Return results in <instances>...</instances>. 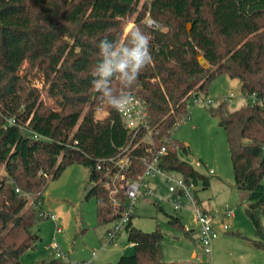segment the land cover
<instances>
[{"label":"trees","instance_id":"obj_1","mask_svg":"<svg viewBox=\"0 0 264 264\" xmlns=\"http://www.w3.org/2000/svg\"><path fill=\"white\" fill-rule=\"evenodd\" d=\"M129 17L134 26L125 34ZM137 28L150 36L152 63L128 92L146 101L158 141L186 115L195 97L207 94L220 73L239 79L247 98L256 97L236 110L220 101L210 112L225 127L235 186L257 234L263 235L264 0H0V264H23V254L39 238L33 226L42 217L29 194L39 195L47 179L57 177L67 163L90 166L95 183L87 195L101 199L99 223L111 224L123 211L122 190L114 204L97 163L130 147L133 167L127 175L137 176L146 144L92 81L103 80L114 95L120 92L116 65L134 46L130 33ZM104 38L116 41L107 54L97 47ZM200 55L209 67L200 63ZM105 61H111L113 71L102 78ZM36 72L42 75V88L31 82ZM44 91L53 103L44 99ZM180 150L188 148L172 136L163 166L198 183L202 175L180 157ZM208 185L204 177L203 186ZM170 217L173 224L180 221ZM125 230L134 252L114 264H185L164 260L160 229L143 231L131 218ZM36 264L65 263L55 258Z\"/></svg>","mask_w":264,"mask_h":264},{"label":"rangeland","instance_id":"obj_2","mask_svg":"<svg viewBox=\"0 0 264 264\" xmlns=\"http://www.w3.org/2000/svg\"><path fill=\"white\" fill-rule=\"evenodd\" d=\"M133 26L134 17H129L125 34ZM27 66L26 62L22 72L26 71ZM30 79L36 86L43 87L40 73L31 74ZM43 97L49 103L54 101L46 91ZM223 97H227L230 110L254 101L253 95L248 98L244 95L239 79L220 73L210 81L207 94L197 97V102L194 100L189 106L186 113L189 118L178 122L173 129L174 138L188 148L187 152L179 151L180 157L203 176L199 177L196 190L202 207L211 214L222 212L226 205L233 208L232 215H218L213 219L218 235L213 240L211 255H205L202 260L197 258L196 254L201 252L199 224L194 220L190 207L175 211L168 203L157 205L151 199L135 202L133 225L147 232L157 228L161 230L162 253L166 261L185 264H264V213L260 214L263 232L260 236L246 212L243 193L235 186L225 127L210 112V108L217 106ZM210 100L213 103H208ZM97 111L96 115L100 116ZM210 169L214 173L211 174ZM90 174V166L70 162L57 177L47 179L39 195L29 194L32 206L39 196L42 207L46 212L54 213L56 219L42 216L34 224L33 231L39 238L23 254V264H36L55 258H60L65 264H78L92 258L96 264H112L122 255L134 252L126 230H121L113 240L104 243L105 231L111 224L97 220V198L87 195L95 183ZM204 177L209 180L208 187L203 186ZM153 184L159 195L168 196L167 185L161 177L153 178ZM171 215L179 217L180 221L171 223ZM57 226L61 227L60 232H56ZM54 242L58 249L51 247ZM93 250L96 255L92 254ZM57 252H61L62 256H58Z\"/></svg>","mask_w":264,"mask_h":264},{"label":"built area","instance_id":"obj_3","mask_svg":"<svg viewBox=\"0 0 264 264\" xmlns=\"http://www.w3.org/2000/svg\"><path fill=\"white\" fill-rule=\"evenodd\" d=\"M148 23L153 26L157 25L151 18L148 20ZM130 96V103L118 112L123 119L124 125L132 130L134 135H140L141 141L146 144V152L140 158L143 171L134 177L127 175V171L133 167L129 151L130 147L124 148V150L115 156L101 158L98 161L97 169L104 171L105 174L101 183L104 187L110 189L112 202L114 204L118 203L116 193L122 190L125 203L120 216L107 229L104 243L113 240L121 230H125V227L134 214V205L137 200L151 199L157 205L168 203L175 211L187 206L191 208L194 214V220L199 224L198 243L201 246V252L196 255L199 260H202L205 255H211L213 240L218 235L213 225V219L218 215H232L233 209L226 206L222 212L211 214L198 202L196 194L197 183L194 179L186 178L180 171L167 169L163 166V159L168 154L169 144L172 142L174 128L168 135L163 136L158 141L156 137L158 130H155L151 125L146 101L136 93H132ZM196 98L192 102L194 100L197 102ZM226 100L227 97H223L220 101ZM254 100H256V97H254ZM192 102L190 105H192ZM208 103H213V100H210ZM98 110L101 111V108L99 107ZM187 118H189V115H184L178 122H183ZM209 172L212 174L214 170L210 169ZM157 176L161 177L167 185V197L159 195L156 186L153 184V178ZM16 191H19V189L17 188ZM38 197L33 201V205L38 208L39 215L49 216L55 220L56 215L46 212ZM98 202H101V199H98ZM224 227L226 228V225ZM60 231L61 227L57 226L56 232ZM51 247L58 249L56 242L52 243ZM92 254L96 255V251L93 250ZM57 255L62 256V253L57 252ZM78 264H94V261L92 258L90 260L80 261Z\"/></svg>","mask_w":264,"mask_h":264},{"label":"clouds","instance_id":"obj_4","mask_svg":"<svg viewBox=\"0 0 264 264\" xmlns=\"http://www.w3.org/2000/svg\"><path fill=\"white\" fill-rule=\"evenodd\" d=\"M130 37L134 39V46L129 51L124 50L126 58L116 65V71L121 74V90L115 95L104 88L103 80L92 81V87L101 94L103 100L110 105L114 110L120 111L126 107L131 101V96L128 90L136 83L143 69L152 63V55L150 51V36L149 34L136 29L130 33ZM116 41H109L104 38L99 42L97 47L101 54H107ZM115 56V51L112 52ZM111 61H105L100 68L101 77H108L112 74ZM130 72V74H128Z\"/></svg>","mask_w":264,"mask_h":264},{"label":"water","instance_id":"obj_5","mask_svg":"<svg viewBox=\"0 0 264 264\" xmlns=\"http://www.w3.org/2000/svg\"><path fill=\"white\" fill-rule=\"evenodd\" d=\"M188 30H191L192 28V23H188ZM199 61L200 63L204 66V67H209V63L207 62V60L204 58L203 55L199 56Z\"/></svg>","mask_w":264,"mask_h":264},{"label":"crops","instance_id":"obj_6","mask_svg":"<svg viewBox=\"0 0 264 264\" xmlns=\"http://www.w3.org/2000/svg\"><path fill=\"white\" fill-rule=\"evenodd\" d=\"M227 206V205H226ZM230 207V206H229ZM233 209V208H232ZM106 231H107V229H106ZM106 231H105V233H106ZM105 235V234H104ZM130 245L131 246H133V244L130 242ZM193 256H195V253H193ZM94 261V260H93ZM94 264H96V262L94 261ZM112 264H114V263H112Z\"/></svg>","mask_w":264,"mask_h":264}]
</instances>
